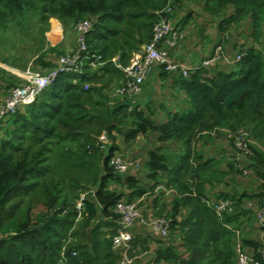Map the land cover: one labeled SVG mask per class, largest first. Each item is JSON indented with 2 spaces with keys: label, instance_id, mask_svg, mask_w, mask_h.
<instances>
[{
  "label": "trees",
  "instance_id": "obj_1",
  "mask_svg": "<svg viewBox=\"0 0 264 264\" xmlns=\"http://www.w3.org/2000/svg\"><path fill=\"white\" fill-rule=\"evenodd\" d=\"M167 7L171 12L162 14L183 32V40L185 31L195 30L197 18L202 31L217 23L216 43L230 27L242 28L240 34L248 43H233L234 50L247 46V52L229 71L201 67L183 77L155 66L151 74L158 73L162 81L171 76L187 102L184 109L161 119L152 101L142 106L140 100L128 110V99L114 97L113 90L125 81L123 68L150 41L159 12ZM52 17L71 29L76 43V23L93 19L84 56L99 55L95 60L99 65L93 67L86 59L79 74L59 73L33 103L5 120L12 128L0 142V264H55L63 246L69 264H119L111 245L118 228L113 208L118 201L141 197L147 198L146 208L173 220L166 241L155 239L159 244L153 264H236V231L244 249L261 259L264 226H258L255 208L264 198V0H0V42L7 32L24 34L17 29L27 28L34 19L41 24ZM60 46L47 47L37 61L55 67L64 53ZM43 49L42 44L38 52ZM8 62L24 70L29 60ZM18 81L0 67V93ZM238 128L246 129L252 141V155L242 161L236 159L233 138L227 139L223 131ZM103 132L113 141L106 151L96 145ZM151 135L158 147L147 149L146 158L141 156L144 176L112 168L109 161L118 149L117 137L130 144ZM55 147L62 161L57 165ZM67 154L74 156L73 163H63ZM54 167L70 177L73 198L59 196L62 177ZM49 173L54 177L47 182ZM249 177H254L255 185L245 180ZM142 178L146 183L140 184ZM113 181L122 190L111 189ZM90 187L92 195L83 200L81 219L73 227L78 212L72 201L77 191ZM163 191L166 197L160 199ZM34 193L42 197L44 211L32 218ZM219 199L233 202L221 218L206 202ZM26 200L27 210L22 211ZM250 201H255L254 208L247 207ZM247 225L256 231H248ZM151 243L136 233L130 252H144Z\"/></svg>",
  "mask_w": 264,
  "mask_h": 264
},
{
  "label": "built area",
  "instance_id": "obj_2",
  "mask_svg": "<svg viewBox=\"0 0 264 264\" xmlns=\"http://www.w3.org/2000/svg\"><path fill=\"white\" fill-rule=\"evenodd\" d=\"M165 11L171 12V8L167 7L165 10L159 12V20L154 23L152 28V38L148 43L142 45L140 51L133 53L129 64L123 68L126 77L125 81L113 90L114 97H126L128 99V110H132L139 104L143 94V84L155 66L160 65L167 72L188 77L191 72L201 67L224 69L228 66H234L246 55L247 46H242L238 50L229 53L225 47V42H227L225 40H228V36H223L224 39L222 38L219 43L215 44L214 52L211 56L204 59L201 63L188 64L182 60H177L173 52L180 46L184 34L179 29H175L170 25L167 16L162 14ZM92 22L93 19L89 18L79 20L76 23V48L70 54L58 57L57 65L49 72L42 74L27 69L25 74L22 75L26 80L25 84L17 85L4 93H0V129L7 117L22 111L27 105L33 103L44 89L51 86L59 73L79 74L86 59L90 60L93 67L99 65L95 62V60L100 58L99 55L84 56L87 49L85 36L90 31ZM63 39L64 37L62 35L57 42H62ZM254 48H259V45L255 44ZM223 131L227 139L233 138V144L237 149L235 153L237 160H239V156L247 158L252 155V150L249 145L252 141L246 129H225ZM104 139V133L98 137L99 141H104ZM109 162L112 168L118 173L136 170L140 166L137 160H133L122 150H116ZM238 166L242 168L240 164ZM243 174H247L246 169H243ZM166 192L168 193L169 191ZM82 200L77 206L78 211L81 210L83 205ZM146 200L147 198L144 197L138 198L134 202L121 200L113 208V212L117 215L114 221L118 225V228L117 233L111 238V245L119 255V264H139L145 256L149 257L148 262L145 264H153L154 260L151 257L154 253L155 246L159 244L155 239L160 238L165 242L170 234L172 218L165 215H156L153 208H146ZM206 202L212 207L219 218L233 207V202L229 199ZM254 206L250 202L247 204L248 208H254ZM81 214L82 212L79 211L78 216L81 217ZM255 216L258 226H264V198L261 205L255 208ZM228 228L230 230L232 229L230 226ZM136 233L144 237L146 236L152 243L148 250L131 254V243ZM235 233L236 241L234 250L236 264H264V240H261L262 246L259 249L261 259H256L244 249L239 237V231ZM62 259L66 262L65 264H69L65 261V256Z\"/></svg>",
  "mask_w": 264,
  "mask_h": 264
},
{
  "label": "rangeland",
  "instance_id": "obj_3",
  "mask_svg": "<svg viewBox=\"0 0 264 264\" xmlns=\"http://www.w3.org/2000/svg\"><path fill=\"white\" fill-rule=\"evenodd\" d=\"M53 20H56L58 23L53 22ZM197 21H198L197 18H195L193 20V23H196V25H194V28H195L194 34L197 33L196 29L198 27L199 28L201 27V25ZM38 22H39V19H34L33 21H31V23H29V25L26 24L27 28H25V29L18 28L17 31L24 33V34L20 33L21 35L18 33L12 34V33L7 32L6 36H4L5 39L2 42H0V58H4L5 60H7V61H1V59H0V67L5 69L7 72H9L10 74L14 75L15 77H17L19 79L17 85H23L26 83V80L22 77V75L25 74L27 69H30V71H32V72H40L42 74H45V73L49 72L52 68H54V67L51 68L50 66H44L42 63L37 61L39 55L42 52H44V50L47 47L56 46V45L60 44L61 45L60 47H62L64 49V53L61 54L60 56H64V55L70 54L74 50V48L77 46V43L73 39L74 35H73L72 31H70L71 29H68V26L66 27V29H64L62 22L60 20H58L57 18L52 17V18L48 19L47 23L42 22L40 24ZM56 24H59L61 26V29H62L61 36L63 35V37H64L62 42H57L58 44L55 42L53 43L49 39L52 27H53L54 31L58 30V26ZM206 26L208 29L210 27H212L213 30L218 28L217 23L216 24H213V23L207 24ZM66 30H67V33H65ZM204 30H206V29H204ZM241 31H242V28H240V27L236 30L233 29L232 27H230L228 29V31H226L224 33L223 36H228V39H238V38H241V36H240ZM202 39H205L204 35L201 36V40ZM42 44L44 46V49L42 51L38 52V50L42 46ZM225 47L227 48L229 53L234 51V49L232 48L231 45L230 46L225 45ZM140 50H141V48H140ZM263 51H264V49H263ZM213 52H214V49L212 50L211 53H213ZM177 55H179V54L177 53L174 55V57L176 56L175 57L176 59H177ZM14 58H18L20 60V62L24 59L29 60L27 66H26V69L24 68V70H21L18 67H15L14 65H12L11 63L8 62L9 60H12ZM117 58L118 57L113 58V61L115 62V60ZM177 60H179V59H177ZM231 68H232V66H228L227 68H224V70L229 71ZM234 68H236V67H234ZM146 83H148V82H146ZM146 83L144 82L143 87L146 86ZM162 89H164V91L161 92V94H165V92L167 91V88H160L161 91H162ZM142 97H143V94L141 96V99H142ZM11 128H12V126L8 122L3 123V125L0 129V142H1V140L8 138L7 136L9 135ZM103 133H104L105 139H104V141H99L98 137L103 135ZM103 133L96 137V145L100 148L101 151H106L108 149V147L111 145V142H113V141H111V139L108 137L106 132H103ZM114 144L118 147L117 150H122L123 152H125V154H127V156L131 157L133 160H137L138 156H145V158H146V150L147 149L158 147L156 145V142H155V137L152 135L151 136H141V137L137 138L136 141H134L133 143H130V144H125L120 138L118 139V137H117ZM53 150H54L53 155L55 157V164L57 165V161L62 162L61 157H59L60 149L55 147ZM210 150L212 151L211 147H210ZM214 155H216V154H214ZM68 156L69 155L67 154L63 158V160H64L63 163H65V164L73 163L74 156H70V157H68ZM238 159H239V161H242L246 158H243V156H239ZM138 163L140 164L138 169L129 170V171H126L125 173L121 172V174L136 176V173H138L139 176H141V177L144 176L145 175L144 167L141 166L142 164H141L140 160H138ZM53 169L56 171V174L58 177H62V179L60 181L62 183V185H61L62 192L59 194V196H62L64 194V195H68L69 198H73L74 192L72 190V187L70 186V182H69L70 177L65 175V173H64L65 171H62L61 167H54ZM79 171H80V169H79ZM53 177H54V174L49 173L46 177L47 182L49 180H51ZM85 179H87V178H85ZM245 180H248V182L251 183V185L256 184V182L254 181V177L252 179H251V177H249L247 179L245 178ZM141 182L143 184L146 183V179L142 178V181L140 180V184H141ZM81 185H83V183H81ZM110 188L113 190H115V189L122 190L123 187L119 183L113 181L110 183ZM244 189L245 190L249 189L250 191L253 190L251 187H249V188L245 187ZM93 190H94V188L90 187L87 190L81 189V190L77 191L79 193H78L77 197L72 201V204L75 205V209L78 213H79V211L82 212V207H81V210L78 211V209H77L78 204L81 202L82 199L83 200L89 199L90 196L92 195ZM165 194L166 193L163 191V195L160 197V199L165 198L166 197ZM43 197L47 198L45 196H43ZM41 198L42 197L40 196V194H39V197H37V195L35 193L30 198L31 208L29 209V211H30V216L32 218H35L36 215H38L40 212L44 211L43 200ZM19 199L20 198H16L15 201H17ZM27 202L28 201L26 200L24 203H22V206H21V208H23L22 211L27 210ZM250 203L252 204V206L256 204L255 201H250ZM22 214H23V212L20 213V215H22ZM80 219H81V217H79L77 215L76 220H75V224L73 227L76 226V224L78 223V221ZM247 227L249 229L248 231H251V232L256 231V230H250V228H251L250 225H247ZM107 230H109V229L107 228ZM246 231H247V229H246ZM259 231L261 232V230H259ZM259 239L264 240V234H261ZM70 241H72V240L69 238L68 242H70ZM65 249H66L65 246H63L61 251H60L61 257H60V259L57 260V262L55 264H65L66 263L62 259V257L64 256ZM148 260H149V257L145 256L143 258V260H141L139 262V264H145L148 262Z\"/></svg>",
  "mask_w": 264,
  "mask_h": 264
},
{
  "label": "crops",
  "instance_id": "obj_4",
  "mask_svg": "<svg viewBox=\"0 0 264 264\" xmlns=\"http://www.w3.org/2000/svg\"><path fill=\"white\" fill-rule=\"evenodd\" d=\"M180 24V22H177ZM183 28L188 27V25L180 24ZM179 25V26H180ZM180 26V27H181ZM206 30H201L197 28V33L194 34L195 30L190 32L189 30L185 31V39L181 42L180 46L173 52V55H177V59L187 62L188 64H199L204 59L211 56V52L215 47L216 41L218 40V34L215 32L216 30L212 27L209 29L206 27ZM205 37V39L201 40V36ZM241 38L238 39H229V41L225 42L226 45L232 46L233 43L237 41L238 44L248 43V39L241 35ZM199 41V42H198ZM176 57V56H175ZM148 82V83H146ZM146 86L143 87V97L141 99V105L145 106V104L149 101H152L157 106V111H160L158 117L161 119H166L169 112L177 111L181 108H185L187 106V102L185 99L184 92L177 90L171 80V76L162 81L158 76V73L154 72L148 79L145 81ZM144 86V85H143ZM160 88H167L165 94H161L162 91ZM144 98V99H143ZM164 104V109L159 108L158 104ZM141 161V156L137 157V161Z\"/></svg>",
  "mask_w": 264,
  "mask_h": 264
},
{
  "label": "bare ground",
  "instance_id": "obj_5",
  "mask_svg": "<svg viewBox=\"0 0 264 264\" xmlns=\"http://www.w3.org/2000/svg\"><path fill=\"white\" fill-rule=\"evenodd\" d=\"M58 26V30H53V27H52V30L50 32V40L54 43V42H57V40L60 38L61 34H62V29H61V26L59 24H56ZM54 26V25H53ZM53 33V34H52Z\"/></svg>",
  "mask_w": 264,
  "mask_h": 264
},
{
  "label": "water",
  "instance_id": "obj_6",
  "mask_svg": "<svg viewBox=\"0 0 264 264\" xmlns=\"http://www.w3.org/2000/svg\"><path fill=\"white\" fill-rule=\"evenodd\" d=\"M121 52H119L118 56H120ZM115 64L118 65L119 64V61H118V58L115 60ZM88 240L90 241V238H88Z\"/></svg>",
  "mask_w": 264,
  "mask_h": 264
}]
</instances>
